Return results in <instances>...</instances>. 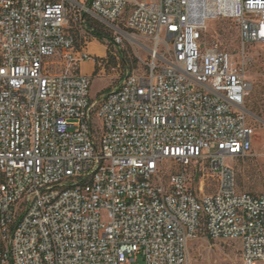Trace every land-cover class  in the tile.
<instances>
[{
  "label": "built area",
  "instance_id": "1",
  "mask_svg": "<svg viewBox=\"0 0 264 264\" xmlns=\"http://www.w3.org/2000/svg\"><path fill=\"white\" fill-rule=\"evenodd\" d=\"M220 19L236 60L206 46ZM92 22L149 58L99 100L80 72L102 67ZM254 45L264 0H0V264H188L199 237L264 264V193H239L226 163L252 151Z\"/></svg>",
  "mask_w": 264,
  "mask_h": 264
},
{
  "label": "rangeland",
  "instance_id": "2",
  "mask_svg": "<svg viewBox=\"0 0 264 264\" xmlns=\"http://www.w3.org/2000/svg\"><path fill=\"white\" fill-rule=\"evenodd\" d=\"M119 27L128 34L121 25ZM131 38L145 47L151 46L147 40L139 37ZM203 38L208 48L215 47L218 51L226 52L235 60L237 59L238 29L233 20L220 19L210 22L203 33ZM99 44L114 55L112 57L114 60L106 61V53L102 67L95 68V72L91 74L90 97L93 100H99L123 77L124 69L120 56L123 55L128 61L130 70L139 69L140 59H149L144 50L130 42L127 37L115 50L104 42H99ZM244 65L246 78L251 85L249 95L245 100V110L249 117L248 123L255 131L252 151L243 158L227 160L226 163L233 169L236 190L239 193L256 196L264 193V46L248 47ZM198 180L196 176L194 183L197 184ZM215 187V179L205 174L203 193L212 194ZM187 257L188 264H241L240 244L238 241H211L206 237H199L189 243Z\"/></svg>",
  "mask_w": 264,
  "mask_h": 264
},
{
  "label": "crops",
  "instance_id": "3",
  "mask_svg": "<svg viewBox=\"0 0 264 264\" xmlns=\"http://www.w3.org/2000/svg\"><path fill=\"white\" fill-rule=\"evenodd\" d=\"M86 50L90 54L96 55L98 58H104L106 56V48L101 46L95 39L89 38L86 43ZM95 64L93 62H87L80 66V72L82 74L91 75L94 73Z\"/></svg>",
  "mask_w": 264,
  "mask_h": 264
},
{
  "label": "trees",
  "instance_id": "4",
  "mask_svg": "<svg viewBox=\"0 0 264 264\" xmlns=\"http://www.w3.org/2000/svg\"><path fill=\"white\" fill-rule=\"evenodd\" d=\"M89 27L91 29H93L91 32L90 38L95 39L96 41H98V43L103 42L104 37L109 36V34L107 32L102 31L101 27L97 23L92 22L89 24ZM108 47H112L111 43L108 45ZM112 57L113 56L108 51L106 61H109V59L114 60ZM120 62H121V65H122V68L124 69V71H126V70L131 71L129 68V65H128V61L124 58L123 55L120 56ZM102 64H104V61H102ZM95 68H97V67L95 66ZM94 72H95V70H94Z\"/></svg>",
  "mask_w": 264,
  "mask_h": 264
}]
</instances>
